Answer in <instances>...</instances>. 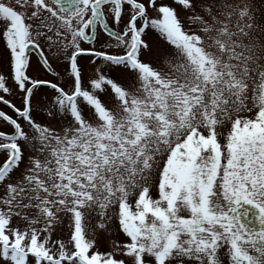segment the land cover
<instances>
[{"label": "snow or ice", "instance_id": "obj_1", "mask_svg": "<svg viewBox=\"0 0 264 264\" xmlns=\"http://www.w3.org/2000/svg\"><path fill=\"white\" fill-rule=\"evenodd\" d=\"M0 264H264V0H0Z\"/></svg>", "mask_w": 264, "mask_h": 264}]
</instances>
